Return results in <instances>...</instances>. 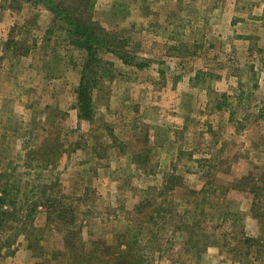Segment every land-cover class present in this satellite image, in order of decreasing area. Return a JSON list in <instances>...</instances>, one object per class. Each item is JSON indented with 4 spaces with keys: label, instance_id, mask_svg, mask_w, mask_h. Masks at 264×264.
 I'll return each mask as SVG.
<instances>
[{
    "label": "rangeland",
    "instance_id": "obj_1",
    "mask_svg": "<svg viewBox=\"0 0 264 264\" xmlns=\"http://www.w3.org/2000/svg\"><path fill=\"white\" fill-rule=\"evenodd\" d=\"M21 4L0 7L2 170L66 194L87 246L141 223L151 264H264V245L245 242L264 240L250 211L264 181V0H95L92 19L133 64L98 49L91 122L73 110L85 52L50 11ZM45 139L59 157L40 169L25 160ZM151 198L158 216L133 211ZM45 216L28 236L0 234V264H62Z\"/></svg>",
    "mask_w": 264,
    "mask_h": 264
},
{
    "label": "trees",
    "instance_id": "obj_2",
    "mask_svg": "<svg viewBox=\"0 0 264 264\" xmlns=\"http://www.w3.org/2000/svg\"><path fill=\"white\" fill-rule=\"evenodd\" d=\"M4 8L18 10L21 3H32L41 5L44 9L50 11L54 18L60 20L65 26V33L69 41L76 48L85 52L82 70L79 82L75 89L76 101L75 108L77 117L80 120L92 121V103H91V82L96 81V72H92L93 63L99 62L96 55L98 49H105L117 56L123 63L132 65L130 56L118 46L115 36L104 30L98 23L92 19L91 10L95 0H0ZM23 1V2H21ZM11 42L8 38L5 44ZM121 49V50H119ZM24 55V54H23ZM144 63L134 64L136 67H142ZM45 139L36 150L29 151L27 162L36 160L38 168H52L58 160L57 142ZM1 159V158H0ZM1 163V160H0ZM10 166V165H9ZM27 175L33 167L24 166ZM17 166L7 167L2 170L0 164V234L9 232L11 238L18 234L30 235L37 232L34 226V218L39 208L45 209V222L51 224L58 234L62 237L63 262L62 264H151L145 254V248L138 243L141 223H138L133 232H120L118 239L113 244L99 243L95 240L86 241L81 235L79 226L76 223L74 207L62 191H57L56 195L48 190L53 188L52 183L36 182L34 180H21L18 178ZM264 176V175H263ZM178 179L174 175L169 176V180ZM248 178L242 177L241 182ZM251 181V180H250ZM172 188V184L163 186ZM158 188L151 187L150 190ZM253 199L251 202V215L257 219V222L263 220L264 224V181L259 179L251 186ZM160 194V189L158 190ZM261 198L259 199V197ZM144 202V200H143ZM139 201L133 211L138 215L143 208L154 205L159 214L157 203L151 199L145 200V204ZM153 216H149V223L153 222ZM152 221V222H151ZM29 232V233H28ZM28 233V234H27ZM260 242L264 245V240L255 238H245V242Z\"/></svg>",
    "mask_w": 264,
    "mask_h": 264
},
{
    "label": "crops",
    "instance_id": "obj_3",
    "mask_svg": "<svg viewBox=\"0 0 264 264\" xmlns=\"http://www.w3.org/2000/svg\"><path fill=\"white\" fill-rule=\"evenodd\" d=\"M2 4H3V3L0 1V7H1L2 9H6V10H8V12L11 13L10 10H13V9L4 8V7L2 6ZM10 25H12V24H10ZM7 29H8V28H7ZM7 36H8V34H7ZM3 39L5 40L6 38H3ZM179 56H180V55H179ZM143 67H144V65H143ZM79 77H80V76H78V79L76 80V83H77V84H78V82H79ZM76 83H75V84H76ZM77 84H76V86H77ZM76 86H75V87H76ZM143 87H144V88H143V90H142V94H145V92H148L150 86H149V84H145ZM75 89H76V88H75ZM75 97H76V96H75ZM75 101H76V98H75ZM140 101H141V100H140ZM73 110L76 111L75 105H74ZM149 110H150V109H149ZM75 113H76V116H77V111H76ZM162 123H163V122L160 121V120L157 121V124L160 125V126L162 125ZM17 253H18V252H17Z\"/></svg>",
    "mask_w": 264,
    "mask_h": 264
}]
</instances>
